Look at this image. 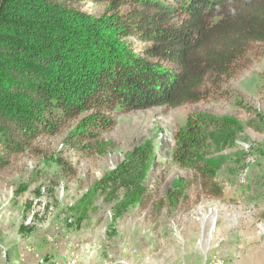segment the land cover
<instances>
[{
	"label": "trees",
	"instance_id": "16d2710c",
	"mask_svg": "<svg viewBox=\"0 0 264 264\" xmlns=\"http://www.w3.org/2000/svg\"><path fill=\"white\" fill-rule=\"evenodd\" d=\"M79 1L105 8L96 16ZM257 43H264V0H0V172L39 137L65 133L68 148L107 153L114 145L102 134L114 112L226 98V83ZM230 131H240L236 118L198 112L172 134L173 161L213 196L219 162L206 150L230 141ZM153 157L145 139L87 195L151 202ZM181 183L168 189L169 203Z\"/></svg>",
	"mask_w": 264,
	"mask_h": 264
},
{
	"label": "rangeland",
	"instance_id": "374dc122",
	"mask_svg": "<svg viewBox=\"0 0 264 264\" xmlns=\"http://www.w3.org/2000/svg\"><path fill=\"white\" fill-rule=\"evenodd\" d=\"M77 5L96 16L105 8ZM246 61L226 83V98L112 113L102 137L114 147L103 155L68 148L64 133L39 137L13 157L0 172V264H264V43ZM198 112L240 124L230 141L206 150L219 162L212 177L218 196L171 156L172 134ZM145 139L154 146L146 178L151 202L124 205L120 193L87 195ZM179 178L172 204L167 191Z\"/></svg>",
	"mask_w": 264,
	"mask_h": 264
}]
</instances>
